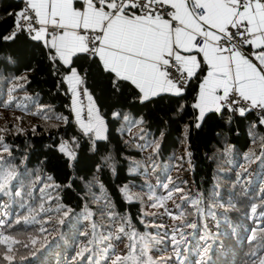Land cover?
<instances>
[{"label":"trees","instance_id":"trees-1","mask_svg":"<svg viewBox=\"0 0 264 264\" xmlns=\"http://www.w3.org/2000/svg\"><path fill=\"white\" fill-rule=\"evenodd\" d=\"M21 8L20 0H0V144L8 148L0 147V169L17 174L0 191V233L21 242L11 245L12 264H115L130 244L151 264H260L261 118L208 113L197 128L198 78L182 96L140 103L129 85L116 91L81 56L73 66L106 121V139H97L81 128L66 66L26 32L4 39L14 28L10 13Z\"/></svg>","mask_w":264,"mask_h":264},{"label":"snow or ice","instance_id":"snow-or-ice-1","mask_svg":"<svg viewBox=\"0 0 264 264\" xmlns=\"http://www.w3.org/2000/svg\"><path fill=\"white\" fill-rule=\"evenodd\" d=\"M22 3L20 11L10 13L14 30L4 39H15L19 32H26L30 39L41 42L52 61L66 66L63 80L71 85L75 95L84 78L73 66L74 61L85 56L112 78L116 91L122 84L129 85L140 103L161 93L182 96L187 81L198 78V91L191 105L196 112L197 128L208 113L221 117L227 114L230 121L234 114L264 112V0H22ZM246 47L250 50L245 51ZM199 72L204 75L199 77ZM88 99L89 119L81 120V128L85 133H94L97 139H106L105 122L93 107L90 94ZM260 123L264 124V117ZM0 147L8 151L7 146L0 144ZM59 150L70 160L75 159L67 144L62 143ZM3 161L0 155V164ZM16 175L15 169H0V191H6ZM63 215L67 216L68 211ZM120 232H124L123 227ZM46 239L41 237V242ZM31 242L37 243L35 239ZM173 242L178 243L174 238ZM16 243L21 242L0 233V244L6 246L0 250V264H12L16 259L11 255V245ZM129 248V254L117 257L115 264H151L150 260L139 258L143 250L138 256L134 254V245Z\"/></svg>","mask_w":264,"mask_h":264},{"label":"built area","instance_id":"built-area-1","mask_svg":"<svg viewBox=\"0 0 264 264\" xmlns=\"http://www.w3.org/2000/svg\"><path fill=\"white\" fill-rule=\"evenodd\" d=\"M22 3V0H20ZM24 7L23 3H22V8ZM14 28L12 29L13 32ZM11 32V33H12ZM245 51H247V47L245 48ZM81 76L84 78V75L81 74ZM177 78L176 77V73L173 72V79ZM189 85V81H187V87L188 88ZM85 84L83 83L82 85H78L77 86V92H78V98H79V102H80V106H81V120H83L84 122H87L89 117H88V110H87V103H88V97H87V91L85 92ZM185 89V90H186ZM254 112L255 114H257L260 118L264 117V112H260L259 110H255V111H251Z\"/></svg>","mask_w":264,"mask_h":264},{"label":"crops","instance_id":"crops-1","mask_svg":"<svg viewBox=\"0 0 264 264\" xmlns=\"http://www.w3.org/2000/svg\"><path fill=\"white\" fill-rule=\"evenodd\" d=\"M249 50H250V49L247 48V51H249ZM193 54H195V53H193ZM68 85H69V84H68ZM69 88H70V90H71V92H72V104H73V108H74V110H75L76 116H77V110L79 109L80 115H79V117L77 116V118H78L79 121H81V106H80V102H79L78 95H75V94L73 93L72 88H71V85H69ZM161 94H163V93H161ZM92 105H93V107H94L96 110H98V108H97V106H96V103H95V101H94L93 98H92ZM88 107H89V101H88V104H87V110H88ZM98 114H99V116L104 120V122H105V127H106V121H105V119L100 115L99 110H98ZM106 128H107V127H106ZM104 135L106 136V132L104 133Z\"/></svg>","mask_w":264,"mask_h":264},{"label":"rangeland","instance_id":"rangeland-1","mask_svg":"<svg viewBox=\"0 0 264 264\" xmlns=\"http://www.w3.org/2000/svg\"><path fill=\"white\" fill-rule=\"evenodd\" d=\"M87 97H88V95H87ZM88 101H89V99H88ZM88 104V103H87ZM80 124H81V121H80ZM69 149V148H68ZM70 150V149H69Z\"/></svg>","mask_w":264,"mask_h":264}]
</instances>
